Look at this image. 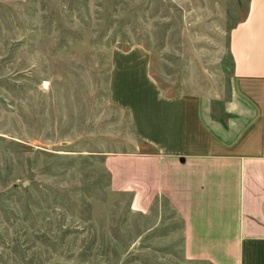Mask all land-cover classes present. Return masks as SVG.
<instances>
[{"label":"rangeland","instance_id":"obj_1","mask_svg":"<svg viewBox=\"0 0 264 264\" xmlns=\"http://www.w3.org/2000/svg\"><path fill=\"white\" fill-rule=\"evenodd\" d=\"M248 1L0 0V264H206L165 199L141 213L111 188L106 156L142 147L110 56L140 45L168 94L220 103Z\"/></svg>","mask_w":264,"mask_h":264},{"label":"crops","instance_id":"obj_2","mask_svg":"<svg viewBox=\"0 0 264 264\" xmlns=\"http://www.w3.org/2000/svg\"><path fill=\"white\" fill-rule=\"evenodd\" d=\"M228 51L234 88L220 103L168 94L140 45L112 51L110 102L128 115L142 148L108 155L105 166L133 209L169 203L187 259L264 264V0L248 1Z\"/></svg>","mask_w":264,"mask_h":264}]
</instances>
